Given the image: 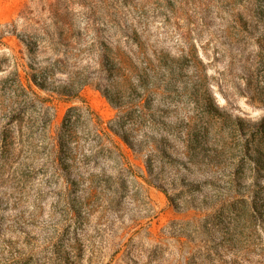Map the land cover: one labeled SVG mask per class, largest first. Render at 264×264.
Returning a JSON list of instances; mask_svg holds the SVG:
<instances>
[{
  "label": "rangeland",
  "instance_id": "1",
  "mask_svg": "<svg viewBox=\"0 0 264 264\" xmlns=\"http://www.w3.org/2000/svg\"><path fill=\"white\" fill-rule=\"evenodd\" d=\"M0 264H264V0H0Z\"/></svg>",
  "mask_w": 264,
  "mask_h": 264
},
{
  "label": "trees",
  "instance_id": "2",
  "mask_svg": "<svg viewBox=\"0 0 264 264\" xmlns=\"http://www.w3.org/2000/svg\"><path fill=\"white\" fill-rule=\"evenodd\" d=\"M13 75H14V79H15V81H16V84L22 86V85H23V82H22V76H21V74H20V72H19V66H18V65H17L16 68L14 69V73H13ZM30 77H31L30 79L33 81V83H35L37 86H39V87H42V86H43V83L40 82L39 80H37V77H36V76L31 75ZM27 80H28V79H27ZM28 86L30 87V84H28ZM34 93H35V92H34ZM35 95H36V93H35ZM93 115H94V114H93L92 112H89L88 116H89L90 121L94 122V124H95V126H96V129H97L98 131L103 132V133L105 134V130H104V128L101 126V124L98 123V121H95ZM65 122H67V123L69 122V123H70V122H71V117L68 118V116H67V117L65 118ZM109 129H110L111 131H113L114 133H117L116 130H114V128L109 127Z\"/></svg>",
  "mask_w": 264,
  "mask_h": 264
}]
</instances>
